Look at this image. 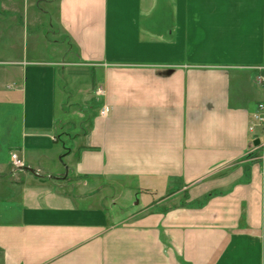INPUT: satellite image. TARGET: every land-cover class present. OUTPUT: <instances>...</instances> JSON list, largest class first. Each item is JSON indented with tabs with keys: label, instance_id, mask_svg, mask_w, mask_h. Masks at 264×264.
Returning <instances> with one entry per match:
<instances>
[{
	"label": "crops",
	"instance_id": "crops-1",
	"mask_svg": "<svg viewBox=\"0 0 264 264\" xmlns=\"http://www.w3.org/2000/svg\"><path fill=\"white\" fill-rule=\"evenodd\" d=\"M29 3L91 77L0 62V264H264V0Z\"/></svg>",
	"mask_w": 264,
	"mask_h": 264
},
{
	"label": "rangeland",
	"instance_id": "rangeland-1",
	"mask_svg": "<svg viewBox=\"0 0 264 264\" xmlns=\"http://www.w3.org/2000/svg\"><path fill=\"white\" fill-rule=\"evenodd\" d=\"M24 4L23 0H0V62L19 58L50 62L56 64L62 74L68 73L80 79L91 77L89 69L73 65L76 62L75 51L48 6L40 3L31 7L30 3L27 5V0ZM8 67L0 63V70ZM46 180L51 182L49 188L60 195L66 194L68 197H63L75 203L73 199L77 196L78 186L71 191V186L65 184L62 178L47 177Z\"/></svg>",
	"mask_w": 264,
	"mask_h": 264
},
{
	"label": "built area",
	"instance_id": "built-area-1",
	"mask_svg": "<svg viewBox=\"0 0 264 264\" xmlns=\"http://www.w3.org/2000/svg\"><path fill=\"white\" fill-rule=\"evenodd\" d=\"M256 72L254 84L262 91V97L257 102L254 111L248 121V132L251 136V153L255 154L254 159L261 165V174L264 177V57L260 65L253 67ZM101 93L100 90L97 91ZM109 112L107 106L100 109L99 115L106 117ZM257 141V144L254 142ZM10 161L13 168H22L23 163L16 153L10 154Z\"/></svg>",
	"mask_w": 264,
	"mask_h": 264
},
{
	"label": "water",
	"instance_id": "water-1",
	"mask_svg": "<svg viewBox=\"0 0 264 264\" xmlns=\"http://www.w3.org/2000/svg\"><path fill=\"white\" fill-rule=\"evenodd\" d=\"M254 144H257V141H255Z\"/></svg>",
	"mask_w": 264,
	"mask_h": 264
}]
</instances>
